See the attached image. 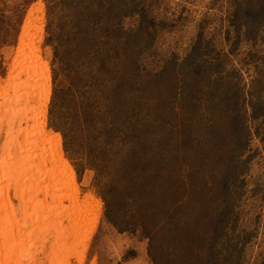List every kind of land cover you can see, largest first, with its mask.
I'll return each instance as SVG.
<instances>
[{
	"label": "rangeland",
	"instance_id": "1",
	"mask_svg": "<svg viewBox=\"0 0 264 264\" xmlns=\"http://www.w3.org/2000/svg\"><path fill=\"white\" fill-rule=\"evenodd\" d=\"M27 21L46 128L100 201L82 264H264V0H0L3 84Z\"/></svg>",
	"mask_w": 264,
	"mask_h": 264
},
{
	"label": "bare ground",
	"instance_id": "2",
	"mask_svg": "<svg viewBox=\"0 0 264 264\" xmlns=\"http://www.w3.org/2000/svg\"><path fill=\"white\" fill-rule=\"evenodd\" d=\"M33 24H25L4 84L0 78V134L2 126L6 128L0 144V264H33L48 235L52 237L48 264H69L72 255L73 262L82 264L77 248L85 247L84 233L94 229L91 215L100 201L90 193L80 201L60 138L46 128L50 78L39 56V27L36 30ZM21 73L22 91L12 95V79ZM13 198L20 201L18 206ZM26 221L33 222L25 225ZM33 234L42 244L32 250L37 239Z\"/></svg>",
	"mask_w": 264,
	"mask_h": 264
}]
</instances>
